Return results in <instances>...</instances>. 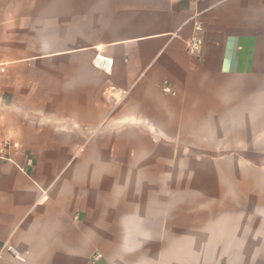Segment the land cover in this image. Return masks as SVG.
Listing matches in <instances>:
<instances>
[{
	"label": "crops",
	"instance_id": "crops-1",
	"mask_svg": "<svg viewBox=\"0 0 264 264\" xmlns=\"http://www.w3.org/2000/svg\"><path fill=\"white\" fill-rule=\"evenodd\" d=\"M4 141L0 264H264V0H0Z\"/></svg>",
	"mask_w": 264,
	"mask_h": 264
},
{
	"label": "built area",
	"instance_id": "built-area-1",
	"mask_svg": "<svg viewBox=\"0 0 264 264\" xmlns=\"http://www.w3.org/2000/svg\"><path fill=\"white\" fill-rule=\"evenodd\" d=\"M194 26L197 34L188 42L187 44V51L191 56H199L203 49V38L199 35L203 31V26L198 20H194ZM108 71L112 69V64H109V66H106ZM3 71V70H2ZM164 91L166 93L175 95V92L172 91V89L169 86H166L164 88ZM18 148V145L12 144L9 141H4L2 144H0V157L3 159H8L7 154L11 150H15ZM4 250H8L9 252L13 253V248H10L8 246H3L0 249V261L3 258V252ZM102 256L101 254H97L94 256L90 264H97L101 260Z\"/></svg>",
	"mask_w": 264,
	"mask_h": 264
},
{
	"label": "rangeland",
	"instance_id": "rangeland-1",
	"mask_svg": "<svg viewBox=\"0 0 264 264\" xmlns=\"http://www.w3.org/2000/svg\"><path fill=\"white\" fill-rule=\"evenodd\" d=\"M254 164L256 165V166H260V165H264V162H261V161H259V162H254ZM262 181H261V188H264V178L262 177V179H261ZM256 188H258V187H256ZM260 188V187H259Z\"/></svg>",
	"mask_w": 264,
	"mask_h": 264
}]
</instances>
